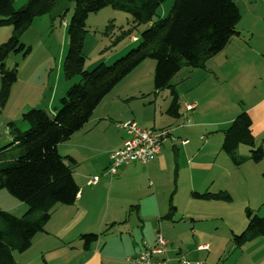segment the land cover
Returning <instances> with one entry per match:
<instances>
[{
	"label": "crops",
	"instance_id": "obj_1",
	"mask_svg": "<svg viewBox=\"0 0 264 264\" xmlns=\"http://www.w3.org/2000/svg\"><path fill=\"white\" fill-rule=\"evenodd\" d=\"M259 3L263 7L261 18L264 21V0ZM251 30L253 31L249 30L244 36L239 32V35L231 40L228 47L233 44H236V47L232 48L227 56H223L225 49L207 63L205 70L190 72L192 79H200L198 83L191 85V90L202 89L205 85L206 88L214 87L218 94L209 91L208 100L205 102L202 93L200 97L189 94L181 96L184 104L179 117L164 112L165 105L170 104L169 100L165 99L164 103H161L158 96L153 101L156 105L153 122L141 121L133 110L136 106L132 101H144L148 91L143 90V86L128 90L141 82L142 74L145 76V69H141L145 63L127 76L124 79L127 81L123 80L120 84L128 82L129 87H124L119 98L113 97L117 104L119 100L120 110L115 101H109L119 84L98 106L83 130L73 135L69 141L58 145L57 149L62 157H72L77 162L74 175L80 189L77 200L72 206L59 207L53 213L45 231L33 239L31 248L21 254L15 253L16 264H129L127 259L134 258L151 247L158 234L168 241V264H181L184 260L181 257L189 264L200 263L202 252L207 251V248L212 249L213 240L211 243H201L193 239V242L189 243L186 238H180L177 227L185 226L187 220L194 224L206 221L200 213L190 214L184 205L195 199L193 193L207 190H225L232 200L234 197L225 187L227 182H220L217 178L208 179L206 171L196 169L212 167L213 155L220 158V134L243 108L252 117L256 146L264 149V33H259L258 28ZM136 39L133 38L135 42ZM237 39L238 42L235 43ZM237 51L242 54L238 55ZM234 53L236 55H233ZM150 66L147 65L149 68ZM256 66H263V72L254 78L255 85L251 87V91L241 98H236L232 93H228V98H224L225 87L237 88L238 84L247 80L249 71ZM55 84L51 88L52 106L44 108L46 111H52V115L56 113L60 103L58 101L64 97V91L68 87L65 85L58 94V90H55L58 89V83ZM220 89H223V92ZM40 98L41 96L35 103L31 102L25 106V99L19 97L15 110L24 114L25 111L39 108L42 101ZM189 105L194 107L192 111H188ZM125 106L128 109L124 108ZM157 106L160 108L159 112ZM211 111L225 119L218 123L207 121L204 114ZM158 113L167 119L165 123L158 122ZM130 119H135L145 129L171 131L173 139L165 142L161 152L152 156L146 164L133 163L123 166L118 175L111 177L107 175L111 165L110 156L122 148L128 137L118 125ZM19 123L22 129L24 123ZM186 139L190 141L183 144L182 141ZM216 172H219L215 174L216 177H231L234 180V172L231 175L224 173L227 171ZM96 177L99 178L98 184H90ZM262 182V179H259L264 197ZM230 186L234 188L233 185ZM185 200L187 202L183 204ZM243 200L251 205L256 199L244 197ZM171 211L172 220L165 219ZM245 226L246 224L243 227ZM244 228L241 223V229ZM88 234H99L100 237L86 249L81 236Z\"/></svg>",
	"mask_w": 264,
	"mask_h": 264
},
{
	"label": "trees",
	"instance_id": "obj_2",
	"mask_svg": "<svg viewBox=\"0 0 264 264\" xmlns=\"http://www.w3.org/2000/svg\"><path fill=\"white\" fill-rule=\"evenodd\" d=\"M166 1L27 0L17 9L16 0H0V26L14 29L9 41L0 47V111L5 109L19 76L18 66L8 69L6 62L13 54L30 53L31 49L21 42L23 34L35 19L52 15L59 7L64 10L57 17L64 20L70 5L73 6L68 22L69 50L64 61V76L68 81L80 78L60 100L54 115L40 108L25 112L22 119L29 126L26 132L9 123L12 143L0 148V191H7L29 210L24 216L16 217L0 208V264H16L15 253L31 248L33 239L45 231L53 213L59 207L75 204L80 190L74 177L78 165L72 157H62L58 145L83 130L98 106L127 76L146 60H154L155 94L170 89L172 100L168 113L179 117L180 96L172 85L174 78L183 68L205 70L207 63L239 35L241 12L234 0H174L169 15L155 20ZM105 8L127 13L138 26L148 25V28L136 39L139 43L136 49L110 66L101 63L87 71L83 54L87 21L90 15ZM252 127V117L243 108L223 131L222 151L237 166L245 162L236 155L241 146L249 148L253 162L264 160V149L257 148ZM192 196L198 200L231 201V196L223 191L193 193ZM246 216V230L233 238L239 248L264 238V217L250 209ZM164 218L172 220V211ZM99 237V234H88L81 239L89 249ZM166 256L160 259L168 264Z\"/></svg>",
	"mask_w": 264,
	"mask_h": 264
},
{
	"label": "rangeland",
	"instance_id": "obj_3",
	"mask_svg": "<svg viewBox=\"0 0 264 264\" xmlns=\"http://www.w3.org/2000/svg\"><path fill=\"white\" fill-rule=\"evenodd\" d=\"M234 1L240 9L242 17L238 25V31L243 36L247 35L249 30L253 31L251 29L254 28H258L257 31L259 33H264V21L261 18V9L263 7L259 3L260 0ZM26 2L27 0H16L15 7L20 9ZM173 4L174 0L164 2L159 8L155 20L166 18ZM63 10L64 8L59 7L56 8L52 15H45L35 19L30 29L21 38V42L31 49L30 53L27 55L22 53L13 54L6 62L8 69H13L16 65L18 66L19 80L13 86L12 95H10L12 97L9 98L5 109L0 111V148H4V146L12 143L11 137L9 136V123L16 125L20 124L19 122L24 123L22 119L23 113L15 110L19 97L24 98V101L27 103L25 106H28L31 102L35 103L37 98L41 96L40 100L42 101L39 108L44 109L52 106L50 105V99L53 93L51 88L54 87L55 82L58 83V89L55 88V90H58V94L65 88V85H68L67 88H70L73 84L80 82L79 77L68 81L64 76V61L69 50L68 22L73 14V6L70 5L64 20L57 17ZM147 28L148 25L138 26L131 15L112 8H105L97 14L90 15L87 21V33L85 35L83 49V54L86 58L85 69L91 71L101 63L108 66L114 64L128 52L138 47L139 43L135 42L133 38H139L140 34ZM13 30L12 26H0V47L9 41L13 35ZM237 42L238 39L235 40V43ZM235 45L227 46L228 48L223 52V56H227L230 50L236 47ZM237 53L238 55L242 54L240 51H237ZM233 55H236V53ZM144 63L141 69H145V76L142 74L143 79L141 82L132 87L128 86V82H123L114 91L113 96H111L112 98L108 99H110L109 101H115L113 97L118 96L119 98L124 91V87H129L128 91H130L134 90L137 86H143V90L148 91L146 93L147 96L144 101L143 99L132 101L136 106L133 110L137 112V117L141 121L151 123L154 119L156 107L153 101L158 96H160L159 100L161 103H164L165 99H168L170 104H166V108L164 109V112L167 113L171 105L172 96L170 89L155 94V61L148 59ZM149 64L151 65L150 68L147 67ZM190 72V68H183L172 81V85L175 86L180 97L186 94L200 97L202 93L205 102L208 100L207 93L209 91H214V94H218V90L214 87L206 88L205 85L202 88L204 89L203 92H201V88L191 90V85L194 82L198 83L200 79H192ZM245 72L247 73L248 71L246 70ZM262 72L263 66H256L249 71L247 80L238 84L237 88L225 87L224 92L223 89H220V91L225 93L224 98H228V93L234 94L236 98H241L242 95H247L251 91V87L255 85L254 78H256L258 73ZM238 78L241 79L242 77ZM1 85L2 78L0 75V89ZM67 88L64 91V96L68 91ZM180 100L182 107L184 101L182 99ZM59 106L60 103L57 108ZM117 107L120 110L121 104H119V100ZM124 108L128 109L127 106ZM159 109V106H157V112H159ZM48 112L51 113L52 111ZM204 117L207 121L217 123L225 119V117L223 118L220 114L214 113V111L204 114ZM166 120L161 113H158V122L160 124L165 123ZM21 128L22 132H26L29 126L24 123V126ZM220 138L223 142V132L220 134ZM218 145L219 154L221 155L220 158H216L217 156L213 155L211 159L212 167L196 169V171H206L208 179L217 178L220 182H227L225 187L231 192L234 200H232V197L231 201L194 199L188 204H185L187 202L185 200L182 203L188 208L190 214L200 213L203 218H206V221L194 224L190 220H187L188 222L185 226L177 227V234L180 238H186L185 240H188L189 243L193 242V239L201 243H211V240H213L212 249L207 248V251L202 252L200 263L197 264H264V238L261 237L248 242L241 248L237 247L233 241L234 236L241 235L248 226L247 209H250L259 217H264V199L261 201L264 197L261 184H259V179H262V184L264 185V160L259 163L253 162L250 160L251 154L249 148L241 146L236 155L238 158L244 159L245 162L237 166L222 151V143H218ZM216 171H227L224 172L226 175H231L234 172V180L231 177H225L224 179L216 177L215 174L219 173ZM228 171H231V173H228ZM230 185H233L234 188ZM221 191L226 192L225 190ZM221 191L207 190L199 194H218ZM244 197L247 199L252 197L256 200L250 205L248 202H244ZM0 207L5 209V211L10 210L7 212H10L16 217L24 216L29 210L26 204L21 203L5 190L0 191ZM241 223L242 228L246 224L244 229H241ZM183 227H186V229ZM181 259L186 260L183 257Z\"/></svg>",
	"mask_w": 264,
	"mask_h": 264
},
{
	"label": "built area",
	"instance_id": "obj_4",
	"mask_svg": "<svg viewBox=\"0 0 264 264\" xmlns=\"http://www.w3.org/2000/svg\"><path fill=\"white\" fill-rule=\"evenodd\" d=\"M188 111L194 107L187 106ZM118 127L123 129L127 134L121 149L114 151L110 156L111 165L108 168L107 175L113 177L118 175L119 170L126 165L133 163L146 164L149 159L161 152L165 142L171 138V131H155L145 129L140 126L136 120H127L119 124ZM190 139L183 141L186 144ZM99 178H93L90 184L97 185ZM168 241L158 234L155 243L138 254L134 258H128L129 264H167L166 260L160 259L167 255L169 251ZM159 258V259H158ZM182 264H189L182 260Z\"/></svg>",
	"mask_w": 264,
	"mask_h": 264
}]
</instances>
